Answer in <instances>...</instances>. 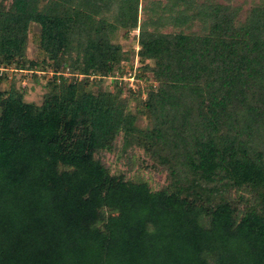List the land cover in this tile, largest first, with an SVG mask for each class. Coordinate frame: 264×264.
Instances as JSON below:
<instances>
[{
    "label": "trees",
    "instance_id": "obj_1",
    "mask_svg": "<svg viewBox=\"0 0 264 264\" xmlns=\"http://www.w3.org/2000/svg\"><path fill=\"white\" fill-rule=\"evenodd\" d=\"M9 72L0 264H264V0H0Z\"/></svg>",
    "mask_w": 264,
    "mask_h": 264
},
{
    "label": "rangeland",
    "instance_id": "obj_2",
    "mask_svg": "<svg viewBox=\"0 0 264 264\" xmlns=\"http://www.w3.org/2000/svg\"><path fill=\"white\" fill-rule=\"evenodd\" d=\"M135 34H137V31L132 32L130 34V38H132ZM120 43L125 46V48L127 46H133L135 47V49H137L135 42H133L131 39L129 40H122L120 39ZM127 44V45H126ZM27 56L29 58H35L36 57V53H37V49L35 48V46L30 42L28 47H27ZM133 67L134 69L132 71H130V69L126 70V75H123V78L126 77V81L129 82L130 85L133 86V88H135V82H136V78H134V75L138 72V70L136 69V67H138V63H137V59L133 60ZM131 72V75H128ZM25 75V73H23ZM22 73H11L9 72V78L8 81L6 82H2L0 83V90H4L8 87L10 81H12L14 78L16 79H20L21 78ZM49 77V76H48ZM41 78V77H40ZM42 81V83H41ZM39 84H35L31 81L29 74H27V76H23V79L21 80V86L25 87L26 93L24 96V100L26 102H32L35 104H40L41 100H42V96L45 93V89L42 87V84L45 83V81L41 80ZM104 85L106 86H111L110 85V80H106L104 82ZM143 123V121L141 122V124ZM118 148L117 151L115 153H112L110 155L107 156L108 160L110 161V163L113 165V167H119L121 168V163L119 161V156L121 151V139L117 142ZM135 155H139V156H143L142 151L137 150V152L135 153ZM154 174V173H152ZM154 183L155 184H160L163 181V175L160 174H154Z\"/></svg>",
    "mask_w": 264,
    "mask_h": 264
},
{
    "label": "built area",
    "instance_id": "obj_3",
    "mask_svg": "<svg viewBox=\"0 0 264 264\" xmlns=\"http://www.w3.org/2000/svg\"><path fill=\"white\" fill-rule=\"evenodd\" d=\"M128 75H131V72H130ZM134 78H135V75H134ZM123 79H126V77H124ZM131 86H132V85H131Z\"/></svg>",
    "mask_w": 264,
    "mask_h": 264
}]
</instances>
